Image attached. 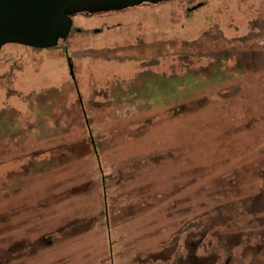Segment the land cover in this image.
Here are the masks:
<instances>
[{
	"label": "rangeland",
	"instance_id": "obj_1",
	"mask_svg": "<svg viewBox=\"0 0 264 264\" xmlns=\"http://www.w3.org/2000/svg\"><path fill=\"white\" fill-rule=\"evenodd\" d=\"M149 259L264 264V0L78 14L55 48L0 50V264Z\"/></svg>",
	"mask_w": 264,
	"mask_h": 264
},
{
	"label": "water",
	"instance_id": "obj_2",
	"mask_svg": "<svg viewBox=\"0 0 264 264\" xmlns=\"http://www.w3.org/2000/svg\"><path fill=\"white\" fill-rule=\"evenodd\" d=\"M163 1L169 0H0V50L6 45L52 49L67 39L75 15L116 12ZM66 62L69 76L75 83L69 57Z\"/></svg>",
	"mask_w": 264,
	"mask_h": 264
},
{
	"label": "trees",
	"instance_id": "obj_3",
	"mask_svg": "<svg viewBox=\"0 0 264 264\" xmlns=\"http://www.w3.org/2000/svg\"><path fill=\"white\" fill-rule=\"evenodd\" d=\"M119 11H121V10H119ZM109 12H113V11H109ZM117 12V11H116ZM190 12V11H189ZM100 13H108V12H100ZM100 13H95V14H100ZM92 15V14H91ZM60 43V42H59ZM58 46V45H57ZM149 264H162V262L160 261V260H157V259H154V260H150L149 259ZM148 262H147V264H148Z\"/></svg>",
	"mask_w": 264,
	"mask_h": 264
},
{
	"label": "flooded vegetation",
	"instance_id": "obj_4",
	"mask_svg": "<svg viewBox=\"0 0 264 264\" xmlns=\"http://www.w3.org/2000/svg\"><path fill=\"white\" fill-rule=\"evenodd\" d=\"M72 21H73V18H72ZM72 30H73V25H72V29H71V31H72ZM74 31L77 32V33L80 32L79 29H74ZM70 33H71V32H70ZM65 55H66V57H68L66 53H65Z\"/></svg>",
	"mask_w": 264,
	"mask_h": 264
}]
</instances>
